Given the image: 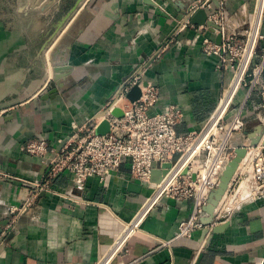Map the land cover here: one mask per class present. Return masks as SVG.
<instances>
[{
  "label": "crops",
  "instance_id": "obj_1",
  "mask_svg": "<svg viewBox=\"0 0 264 264\" xmlns=\"http://www.w3.org/2000/svg\"><path fill=\"white\" fill-rule=\"evenodd\" d=\"M77 2L0 0V234L10 208L35 191L25 182L42 184L49 172L26 145L42 139L58 150L75 128L99 122L116 91L143 69L160 90L154 112L176 106L184 116L178 132L200 131L232 74L203 53L204 38L217 42L218 33L184 28L185 20L196 5L223 2L227 18L245 24L253 8L251 0H83L60 28ZM260 125L264 147V113L249 117L233 147H250L246 133ZM129 176L125 164L108 183L91 178L81 191L71 174H58L0 242V264H264V196L227 222L215 216L207 224L204 216L203 228L188 236L179 226L193 202L164 198L116 251L152 194Z\"/></svg>",
  "mask_w": 264,
  "mask_h": 264
},
{
  "label": "built area",
  "instance_id": "obj_2",
  "mask_svg": "<svg viewBox=\"0 0 264 264\" xmlns=\"http://www.w3.org/2000/svg\"><path fill=\"white\" fill-rule=\"evenodd\" d=\"M251 1L253 8L245 24L231 22L223 2L217 8L209 2L196 5L185 20L184 28L208 30L206 25L192 23L197 10L207 11L208 21L220 28L216 33L221 35V44L205 37L203 53L217 59V70L232 74L230 82L224 85L218 108L200 131L184 135L178 132L184 116L176 106L154 112L160 90L145 81L143 69L116 91L99 122L75 128L74 136L61 150L42 139L26 145V153L45 160L49 172L42 184L25 182L35 191L21 206L10 208L11 220L0 234V242L5 241L17 219L29 212L39 194L50 191L58 174H71L74 184L83 191L91 178L108 183L125 164L130 167V180L151 188L152 194L137 214V220L125 226L114 247L116 251L164 198L193 202L190 218L179 226L180 236L203 228L201 219L206 216L208 198L218 188L238 149L233 147L234 139L245 130L250 116L264 113V0ZM136 86L141 90V98L131 103L127 97ZM116 109L121 111V117L113 115ZM104 121L109 124V132L98 135ZM242 147L248 151L239 167L242 171L230 183L227 201L223 198L215 211L216 218L224 222L247 202L264 196V147L261 144ZM154 163L159 167L153 168ZM166 165L171 168H164ZM155 170L162 173L158 184L152 182ZM99 264H112L111 258Z\"/></svg>",
  "mask_w": 264,
  "mask_h": 264
},
{
  "label": "water",
  "instance_id": "obj_3",
  "mask_svg": "<svg viewBox=\"0 0 264 264\" xmlns=\"http://www.w3.org/2000/svg\"><path fill=\"white\" fill-rule=\"evenodd\" d=\"M148 2L151 3L152 0H146ZM83 2V0H78L77 4L75 5V7L62 19V23H61V27L62 28L64 26V24L70 19V17L72 16V14H74L76 12V10L78 9V7L81 5V3ZM192 23L197 25V26H203L206 25L210 28V30L212 32H216L218 31L220 28L215 25L214 23L208 21V13L205 9H199L196 11V13L192 16ZM217 43L221 44V35H218V39H217ZM64 68H57L55 70V72L57 74H59L61 71H63ZM52 87H54V83L51 85ZM49 95H53L55 93L52 91H49ZM129 101L131 103H134L136 101H138L141 98V90L139 89L138 86L134 87L131 92L129 93L128 97ZM113 115L117 116V117H121L122 113L119 109L114 110ZM263 127L260 125L256 132L249 134L246 133L250 136V139L253 140V143L251 144V147H257L261 144V141L263 139V137H261V133H262ZM109 132V124L104 121L103 123L100 124L98 130H97V134L98 135H105ZM75 134V132H73L60 146V148L58 150H61L69 141V139L71 137H73ZM264 141V140H263ZM247 149L246 148H238L235 152V157L233 158V160L230 162V164L227 166L226 170L224 171V173L222 174L221 178H220V184L218 186V188H216L214 191L211 192L209 198H208V204L205 207L204 211L207 215L206 218V222L207 224H212L214 219H215V211L217 209V207L219 206L220 202L222 201V199L224 198V196L226 195L230 183L232 182L235 174L237 173L242 161L247 157ZM159 167L158 164L154 163L153 164V168H157ZM164 168H171V165H166ZM166 172H163V174H165ZM161 174L157 172L156 170L153 172L152 174V182L153 183H160L161 182ZM136 185V184H134ZM139 186V188H142L141 185H137Z\"/></svg>",
  "mask_w": 264,
  "mask_h": 264
},
{
  "label": "bare ground",
  "instance_id": "obj_4",
  "mask_svg": "<svg viewBox=\"0 0 264 264\" xmlns=\"http://www.w3.org/2000/svg\"><path fill=\"white\" fill-rule=\"evenodd\" d=\"M110 259V258H109Z\"/></svg>",
  "mask_w": 264,
  "mask_h": 264
},
{
  "label": "rangeland",
  "instance_id": "obj_5",
  "mask_svg": "<svg viewBox=\"0 0 264 264\" xmlns=\"http://www.w3.org/2000/svg\"><path fill=\"white\" fill-rule=\"evenodd\" d=\"M262 143V142H261Z\"/></svg>",
  "mask_w": 264,
  "mask_h": 264
}]
</instances>
